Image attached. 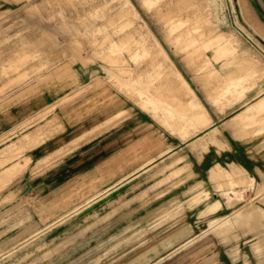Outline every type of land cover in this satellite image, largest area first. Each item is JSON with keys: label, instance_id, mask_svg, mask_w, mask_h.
<instances>
[{"label": "rangeland", "instance_id": "374dc122", "mask_svg": "<svg viewBox=\"0 0 264 264\" xmlns=\"http://www.w3.org/2000/svg\"><path fill=\"white\" fill-rule=\"evenodd\" d=\"M262 80L264 16L254 0H0V113L28 101L31 116L21 127L35 132L0 138V222L24 212L6 211L14 201L9 187L29 166L28 150L53 127L46 120L65 103L108 91L128 105L166 114L185 138L209 126L208 113L219 115L218 125L237 115L232 127L260 134L264 96L243 112L234 104ZM222 166L209 180L186 175L171 202L156 210L163 218L155 230L202 203L187 213L197 222L194 237L156 264H264V176ZM144 226L124 230L119 239L124 250L136 247L123 254L130 263L159 238ZM105 233L53 264H114V230ZM37 254L13 263L39 264Z\"/></svg>", "mask_w": 264, "mask_h": 264}, {"label": "crops", "instance_id": "0c3cea01", "mask_svg": "<svg viewBox=\"0 0 264 264\" xmlns=\"http://www.w3.org/2000/svg\"><path fill=\"white\" fill-rule=\"evenodd\" d=\"M187 86L202 105L197 92ZM201 86L204 90L200 82ZM250 86L234 104L240 103L241 112L264 96L263 80ZM27 102L0 113V138L5 142L19 135L35 137L34 131L26 133L21 127L31 116ZM213 115L208 113L207 128L185 138L166 114H155L149 105L146 111L128 105L108 91L58 107L46 120L53 127L45 128L43 141L28 150L29 166L9 187L14 201L6 211L24 212L0 222V250L6 253L0 264H7L9 258L15 264L28 254L30 261L34 253H38L36 263L53 264L73 252L75 245L82 242L89 247L92 238L106 237L107 229L114 230L109 236L116 241L114 264H156L165 259L194 237L197 222L187 219V213L202 203L152 229L163 218L156 210L163 211L171 202L187 183L186 175L188 180L199 181L205 175L209 180L211 170L226 165L230 171L239 167L247 175L264 176V132L242 135L241 127L231 126L237 115L219 125L215 120H220L219 115ZM139 223L150 233L157 231L159 238L150 240L130 263L123 254L136 247L124 250L119 239L124 230H134Z\"/></svg>", "mask_w": 264, "mask_h": 264}, {"label": "water", "instance_id": "95a60500", "mask_svg": "<svg viewBox=\"0 0 264 264\" xmlns=\"http://www.w3.org/2000/svg\"><path fill=\"white\" fill-rule=\"evenodd\" d=\"M258 9L260 10V12L263 14L264 16V0H254Z\"/></svg>", "mask_w": 264, "mask_h": 264}, {"label": "bare ground", "instance_id": "6f19581e", "mask_svg": "<svg viewBox=\"0 0 264 264\" xmlns=\"http://www.w3.org/2000/svg\"><path fill=\"white\" fill-rule=\"evenodd\" d=\"M252 23V22H251ZM251 25H253V24H251ZM254 29V28H253ZM256 34H257V31L255 32ZM259 34V33H258ZM262 34V33H261ZM260 36V35H259ZM2 255V254H1Z\"/></svg>", "mask_w": 264, "mask_h": 264}]
</instances>
